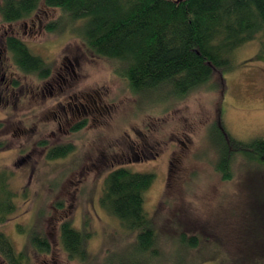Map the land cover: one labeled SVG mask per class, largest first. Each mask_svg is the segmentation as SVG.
<instances>
[{
	"label": "rangeland",
	"instance_id": "374dc122",
	"mask_svg": "<svg viewBox=\"0 0 264 264\" xmlns=\"http://www.w3.org/2000/svg\"><path fill=\"white\" fill-rule=\"evenodd\" d=\"M62 15L43 5L14 23L0 16V142L9 145L0 151V172L12 173L19 194L17 211L0 230L18 250L28 247L31 264H84L70 259L62 244L61 224L72 220L92 233V264H102L133 241L100 201L107 175L127 166L155 174L145 196L159 231L160 256L153 264H264V160L237 153L233 177L224 179L216 165L223 149L215 125L222 123L244 141L264 137L261 38L237 48L230 68L217 70L209 84L165 98L133 92L116 62L87 45L82 22L49 30ZM9 35L51 64L50 78L18 70L6 44ZM80 91L89 93L94 114L80 130L59 126L57 103ZM60 143L74 150L49 159L48 147ZM32 228L49 236V253L29 244ZM182 233L195 236L198 246L181 243Z\"/></svg>",
	"mask_w": 264,
	"mask_h": 264
},
{
	"label": "trees",
	"instance_id": "16d2710c",
	"mask_svg": "<svg viewBox=\"0 0 264 264\" xmlns=\"http://www.w3.org/2000/svg\"><path fill=\"white\" fill-rule=\"evenodd\" d=\"M43 5L58 8L63 15L48 25L61 31L82 22L87 45L99 56L116 62V71L127 79L135 93H158L161 97H184L209 84L216 71H225L237 48L261 38L264 50V0H0L4 23L31 17ZM13 60L24 74L48 78L51 64L20 37L6 38ZM221 155L217 169L231 179L232 161L237 153L248 159L264 160V137L248 141L234 137L216 122ZM77 125L74 131L82 129ZM47 142H42V144ZM9 145L0 142V151ZM71 143L52 144L48 158L67 156ZM12 173L0 172V223H6L18 209L19 194L10 182ZM155 180L152 172L134 171L127 166L113 169L106 177L101 205L117 217L133 236L120 253L109 255L102 264H153L160 256L159 231L146 208L145 196ZM26 233L27 228L19 225ZM29 244L49 253V236L32 228ZM62 244L69 258L92 264L88 249L92 233L78 228L72 220L61 224ZM197 238L182 233L180 242L198 246ZM28 247L18 250L10 236L0 230V264H31Z\"/></svg>",
	"mask_w": 264,
	"mask_h": 264
},
{
	"label": "flooded vegetation",
	"instance_id": "af4514ba",
	"mask_svg": "<svg viewBox=\"0 0 264 264\" xmlns=\"http://www.w3.org/2000/svg\"><path fill=\"white\" fill-rule=\"evenodd\" d=\"M51 75L48 78H50ZM48 78H45L43 80H47ZM56 84H52L50 86L49 91L51 92L52 95L56 93L55 90H57L58 86L60 85V83H57V82ZM7 89L9 90L10 88H7ZM11 89H13L14 91L16 87H13ZM40 92L45 94L46 90L44 89ZM87 96H89L88 92H81V91L73 92V93H70L65 98L66 101L60 100L57 103V106L59 107H58V111L57 112L55 111V113H56V122L58 123L59 126L66 124V125L71 126L73 130L77 125H80V124H84L83 128L86 127V125L88 124L90 115L94 114V110H95L92 107L90 99L87 98ZM98 111H101L99 107H98Z\"/></svg>",
	"mask_w": 264,
	"mask_h": 264
}]
</instances>
